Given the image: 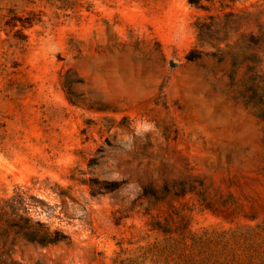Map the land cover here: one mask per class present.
Returning a JSON list of instances; mask_svg holds the SVG:
<instances>
[{"label":"rangeland","instance_id":"1","mask_svg":"<svg viewBox=\"0 0 264 264\" xmlns=\"http://www.w3.org/2000/svg\"><path fill=\"white\" fill-rule=\"evenodd\" d=\"M200 4L0 0V200L26 191L27 215L65 235L42 247L11 232L18 262L174 264L156 221L264 224V0ZM242 115L252 129L236 135Z\"/></svg>","mask_w":264,"mask_h":264},{"label":"trees","instance_id":"2","mask_svg":"<svg viewBox=\"0 0 264 264\" xmlns=\"http://www.w3.org/2000/svg\"><path fill=\"white\" fill-rule=\"evenodd\" d=\"M201 6V0H190ZM247 13L242 19L250 17ZM199 36L206 39L211 30L203 22H197ZM264 35V33H263ZM262 44V36L253 33L241 34L237 44ZM199 55H190L189 59ZM257 117L264 120V75L257 73ZM27 192L18 191L9 199L0 200V264H22L14 258L13 247L8 248L11 232L22 236L28 242L46 247L57 244L65 235L58 230L51 231L44 222L27 215ZM153 226L167 236L154 248L166 263L174 264H264V224L235 230H203L192 232L188 223L181 218L175 226L173 219L156 221ZM130 262L135 261L130 259Z\"/></svg>","mask_w":264,"mask_h":264},{"label":"water","instance_id":"3","mask_svg":"<svg viewBox=\"0 0 264 264\" xmlns=\"http://www.w3.org/2000/svg\"><path fill=\"white\" fill-rule=\"evenodd\" d=\"M129 56L138 63L146 64L148 61L149 54L148 52L140 50L137 52L135 51L130 52ZM115 59H121V57L116 56ZM189 73L190 75L193 74V75H197L198 77L199 75H203L197 64H194L189 68ZM233 128L235 134L240 135L251 130L252 124L245 116L242 115L240 118L237 119L236 124Z\"/></svg>","mask_w":264,"mask_h":264},{"label":"bare ground","instance_id":"4","mask_svg":"<svg viewBox=\"0 0 264 264\" xmlns=\"http://www.w3.org/2000/svg\"><path fill=\"white\" fill-rule=\"evenodd\" d=\"M114 62V61H113ZM111 63V62H110ZM132 65V64H131ZM108 66H110V65H108ZM112 68V67H111ZM133 68H134V66H133ZM114 69V68H113ZM113 73V72H112ZM114 73H115V70H114Z\"/></svg>","mask_w":264,"mask_h":264}]
</instances>
